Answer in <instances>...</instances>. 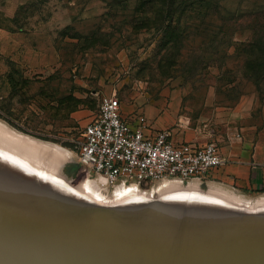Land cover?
<instances>
[{
  "label": "rangeland",
  "instance_id": "374dc122",
  "mask_svg": "<svg viewBox=\"0 0 264 264\" xmlns=\"http://www.w3.org/2000/svg\"><path fill=\"white\" fill-rule=\"evenodd\" d=\"M261 8L264 0H0V122L67 148L80 181L93 178L78 161L84 127L110 93L126 118L145 115L153 130L220 150L237 140L264 148V81L259 90L249 76L252 31L238 27ZM220 167L191 181L264 197L218 180ZM99 186L116 198L118 185Z\"/></svg>",
  "mask_w": 264,
  "mask_h": 264
},
{
  "label": "water",
  "instance_id": "95a60500",
  "mask_svg": "<svg viewBox=\"0 0 264 264\" xmlns=\"http://www.w3.org/2000/svg\"><path fill=\"white\" fill-rule=\"evenodd\" d=\"M57 162L0 132V264H264V201L180 179L98 198Z\"/></svg>",
  "mask_w": 264,
  "mask_h": 264
},
{
  "label": "built area",
  "instance_id": "2783aa9c",
  "mask_svg": "<svg viewBox=\"0 0 264 264\" xmlns=\"http://www.w3.org/2000/svg\"><path fill=\"white\" fill-rule=\"evenodd\" d=\"M78 149V161L104 189L128 182L202 179L225 161L214 140H177L172 129H151L145 115L126 118L116 93L101 98Z\"/></svg>",
  "mask_w": 264,
  "mask_h": 264
},
{
  "label": "crops",
  "instance_id": "0c3cea01",
  "mask_svg": "<svg viewBox=\"0 0 264 264\" xmlns=\"http://www.w3.org/2000/svg\"><path fill=\"white\" fill-rule=\"evenodd\" d=\"M207 134L204 133L205 137ZM174 137L177 140H191L198 143L206 138L183 139L181 136ZM221 152L225 159L218 173V180L234 187L245 190H264V148L257 146L253 149L247 145V142L232 141L221 147Z\"/></svg>",
  "mask_w": 264,
  "mask_h": 264
},
{
  "label": "bare ground",
  "instance_id": "6f19581e",
  "mask_svg": "<svg viewBox=\"0 0 264 264\" xmlns=\"http://www.w3.org/2000/svg\"><path fill=\"white\" fill-rule=\"evenodd\" d=\"M1 131L4 134L9 135L11 137H14L18 141L26 144L27 147L42 150L45 153L48 152L50 154L55 155L59 161V162H57V164L61 163L62 161H65L70 156V151L67 148H65V147H63L57 143L43 141V140L32 138L29 136H24L22 134L19 135L18 133L14 132L13 130H10V128H8L7 126H5L3 123L0 122V132ZM198 184L199 183H191V184H189V186L190 187H198L199 186ZM176 186H180L178 182L167 181L164 183V186H162V188H160L157 191H162L163 189H167V188L173 189V188H176ZM81 187L83 190L89 192L94 197H98V198H104L105 197L104 193L101 191L99 184H97L91 178L83 180L81 182ZM210 188L212 190L220 191L221 193H224V194L230 196L232 199H234L237 202L252 203V202H250V199H247L243 196H240V195L232 193V192H228L227 190L223 189L220 186H214V185L210 184ZM136 191H138V190H137V187H135L134 185L119 184L116 188V198L126 197L132 193H135ZM105 199H107V198H105ZM259 199H257L259 202L264 201V197L262 199L261 198H259Z\"/></svg>",
  "mask_w": 264,
  "mask_h": 264
},
{
  "label": "trees",
  "instance_id": "16d2710c",
  "mask_svg": "<svg viewBox=\"0 0 264 264\" xmlns=\"http://www.w3.org/2000/svg\"><path fill=\"white\" fill-rule=\"evenodd\" d=\"M175 2V1H174ZM253 15L249 21H243L239 29L249 28L252 31L251 37L243 41L246 66L251 70L250 78L261 90V83L264 81V8L251 11ZM237 24V23H236ZM77 165H74V170Z\"/></svg>",
  "mask_w": 264,
  "mask_h": 264
}]
</instances>
